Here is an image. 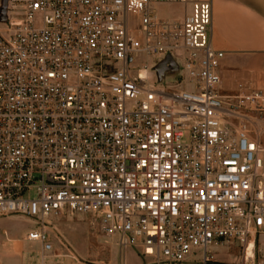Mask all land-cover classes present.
Instances as JSON below:
<instances>
[{
    "label": "built area",
    "instance_id": "built-area-1",
    "mask_svg": "<svg viewBox=\"0 0 264 264\" xmlns=\"http://www.w3.org/2000/svg\"><path fill=\"white\" fill-rule=\"evenodd\" d=\"M212 31L210 0H0V217L35 222L24 241L39 264H78L48 230L65 214L98 221L124 264L129 249L146 264H220L219 245L254 259L264 91L222 92ZM158 56L185 79L157 83L140 59Z\"/></svg>",
    "mask_w": 264,
    "mask_h": 264
},
{
    "label": "rangeland",
    "instance_id": "rangeland-1",
    "mask_svg": "<svg viewBox=\"0 0 264 264\" xmlns=\"http://www.w3.org/2000/svg\"><path fill=\"white\" fill-rule=\"evenodd\" d=\"M183 8L180 6H159L157 12L163 18H180L183 15ZM2 12V11H1ZM4 16V13H1ZM135 18H131L132 27L135 25ZM171 56H158L142 58L140 62L147 61L152 68L154 80L162 85H170L184 77L179 60L173 70H168L165 62H170ZM185 79V77H184ZM189 90L193 86L183 82ZM35 193H29V197H34ZM0 223V239L13 237L22 239L26 233L37 226L31 219L25 217H12ZM48 227L50 237L56 248L64 254L75 257L78 264H124V254L117 245V239L107 234L101 224L92 217L70 216L68 214L58 215L51 218ZM4 230L7 231L5 235ZM25 252L29 255L39 257L40 246L24 242ZM67 246L69 251H66ZM215 259L220 264H245L243 249L231 245H219L212 249ZM254 259L248 264H264V235L257 237ZM39 259V258H38ZM151 259L142 257L135 249L126 252V264H146Z\"/></svg>",
    "mask_w": 264,
    "mask_h": 264
},
{
    "label": "crops",
    "instance_id": "crops-1",
    "mask_svg": "<svg viewBox=\"0 0 264 264\" xmlns=\"http://www.w3.org/2000/svg\"><path fill=\"white\" fill-rule=\"evenodd\" d=\"M210 1L213 46L224 53L220 89L225 94L264 91V0ZM12 217L19 218H8ZM5 219L0 217V223ZM24 242L10 236L0 239V264H39L36 256L25 252Z\"/></svg>",
    "mask_w": 264,
    "mask_h": 264
},
{
    "label": "bare ground",
    "instance_id": "bare-ground-1",
    "mask_svg": "<svg viewBox=\"0 0 264 264\" xmlns=\"http://www.w3.org/2000/svg\"><path fill=\"white\" fill-rule=\"evenodd\" d=\"M254 248H255L254 244L251 243V245H250V247L248 249V252H247L248 253L247 257L248 258L254 257Z\"/></svg>",
    "mask_w": 264,
    "mask_h": 264
},
{
    "label": "water",
    "instance_id": "water-1",
    "mask_svg": "<svg viewBox=\"0 0 264 264\" xmlns=\"http://www.w3.org/2000/svg\"><path fill=\"white\" fill-rule=\"evenodd\" d=\"M173 67H175V65H171L170 67H168V70H173Z\"/></svg>",
    "mask_w": 264,
    "mask_h": 264
}]
</instances>
